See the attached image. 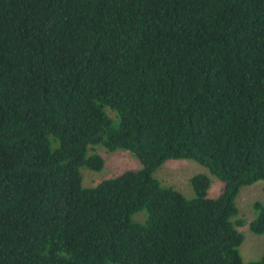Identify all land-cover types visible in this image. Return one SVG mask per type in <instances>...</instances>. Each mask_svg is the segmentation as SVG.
I'll return each mask as SVG.
<instances>
[{
    "label": "trees",
    "instance_id": "trees-1",
    "mask_svg": "<svg viewBox=\"0 0 264 264\" xmlns=\"http://www.w3.org/2000/svg\"><path fill=\"white\" fill-rule=\"evenodd\" d=\"M97 145L142 167L85 187ZM179 158L219 196L163 185ZM259 180L264 0H0V264H264L235 219Z\"/></svg>",
    "mask_w": 264,
    "mask_h": 264
},
{
    "label": "rangeland",
    "instance_id": "rangeland-1",
    "mask_svg": "<svg viewBox=\"0 0 264 264\" xmlns=\"http://www.w3.org/2000/svg\"><path fill=\"white\" fill-rule=\"evenodd\" d=\"M109 114L115 117L116 114L108 109ZM91 150L99 153L105 160V165L101 170H92L88 167L81 169L83 174V186L93 187L101 181L119 175L127 170H138L142 167L141 161L130 150L117 149L110 151L102 145L91 147ZM199 173H205L212 180L209 189L210 197H217L222 191L224 183L213 175L205 166L192 159H172L166 161L155 173V176L163 185L172 186L180 191L184 196L192 198L195 196L194 188L190 179ZM264 201V180L244 186L237 197L239 214L236 220L244 221L243 225H238L237 229L244 234V242L240 247L245 263L261 258L264 252V234H255L250 223L256 217L254 203ZM134 220L144 222L147 212L142 211L133 216Z\"/></svg>",
    "mask_w": 264,
    "mask_h": 264
}]
</instances>
